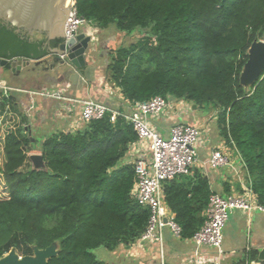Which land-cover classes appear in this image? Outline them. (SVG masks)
<instances>
[{
	"label": "trees",
	"instance_id": "1",
	"mask_svg": "<svg viewBox=\"0 0 264 264\" xmlns=\"http://www.w3.org/2000/svg\"><path fill=\"white\" fill-rule=\"evenodd\" d=\"M76 6L100 30L113 24L142 34L110 52L107 78L123 98L161 95L214 109L219 135L242 158L247 185L264 205V71L247 88L239 83L250 44L264 40V0H76ZM48 53L45 39L22 38L0 23V57L36 61ZM26 123L14 96L0 91V258L55 243L58 253L47 264H107L95 249L138 241L149 209L131 197L134 169L123 163L137 140L133 126L105 115L74 131L32 136ZM36 152L43 170L28 160ZM210 192L198 170L163 183L182 239L203 224ZM256 255L244 249L231 264H252Z\"/></svg>",
	"mask_w": 264,
	"mask_h": 264
},
{
	"label": "built area",
	"instance_id": "2",
	"mask_svg": "<svg viewBox=\"0 0 264 264\" xmlns=\"http://www.w3.org/2000/svg\"><path fill=\"white\" fill-rule=\"evenodd\" d=\"M67 3H69V13L64 25L65 39L62 42L66 44L71 38L83 32L90 37L89 48L92 47L93 37L87 32L91 30L87 26L90 19L78 14L76 0H67ZM66 55L67 47L58 56L65 60ZM69 88L70 83H67L58 87L29 91L8 86L5 82L0 81V91L6 97L9 96V91L28 94L26 117L28 114L31 116L36 109L34 98L40 97L59 101L64 109L69 108V111L73 109L69 105L79 107L78 122L73 124L75 126L73 131L75 128L77 129L91 120L101 119L105 115L109 116L111 122H114L117 116H121L133 126L137 134V140L133 144H136L137 148L141 146L140 144L145 145L146 151L139 148L142 151H139V154L130 162L134 169V183L130 195L138 204L147 206L149 209L147 225L138 241L155 243L162 262L164 228H168L174 238H181L180 226L172 215H167L164 207L163 183L177 176L191 173V168L197 158L196 149L199 145L198 138L203 131L202 128L199 125L179 122L173 124L169 129V135L164 137L150 126V117L158 116L172 106L161 95H154L146 100H127V107L124 110H119L92 98L80 99L70 96ZM178 103L188 104L184 101H178ZM240 161L244 165L241 158ZM206 164L211 168L226 167L236 170L233 161H230L229 154L224 152L222 147L212 148ZM239 183L244 192H252L246 181L243 183L241 180ZM251 209L264 211V205L253 204L240 194L211 193L203 210V224L190 237L195 249L192 253V260L188 264H224L222 262L224 256L222 230L228 220V214L233 210L249 211ZM202 248L210 250L211 253L204 252ZM247 250L249 248L246 247L245 251ZM251 263L259 264L255 260Z\"/></svg>",
	"mask_w": 264,
	"mask_h": 264
},
{
	"label": "crops",
	"instance_id": "3",
	"mask_svg": "<svg viewBox=\"0 0 264 264\" xmlns=\"http://www.w3.org/2000/svg\"><path fill=\"white\" fill-rule=\"evenodd\" d=\"M46 57L40 59V63L37 66H40L41 63L45 60ZM87 60V58H86ZM89 64L85 66L83 70H80L79 76L82 77L83 83H80L78 80L75 84L69 88L68 94L73 97H77L80 99L83 98H92L94 100L106 103L112 108H117L119 110H124L127 106V99L123 98L118 87H113L112 91H119L117 94L115 92H111L109 86L104 84L101 81V78L96 74V71H90ZM24 69V68H23ZM21 69L18 75H14L16 77V81L20 80ZM43 69L42 67L40 70ZM53 66L48 68L47 71H44L42 76L43 80L36 74V79L29 83V85L22 87L21 85L11 86L9 83H6L8 86L29 90V91H36L39 89L45 88H53L62 85L64 82V77L67 78V73H61L53 75L52 72ZM39 73V71H38ZM1 75V72H0ZM63 77V79H59ZM32 75H29V78L32 79ZM27 78V76H26ZM25 79V78H24ZM63 80V81H62ZM0 81L4 82V79L0 76ZM48 81V82H47ZM59 81L60 83H57ZM55 82L57 84H55ZM110 90V91H109ZM13 94L16 99L20 110L26 116V110L28 108L29 96L28 94L20 91H13ZM19 94V96H17ZM36 103V109L31 114V116H27V122H29V132L31 135L39 136L49 132H54L57 130L62 131H70L73 130L75 127L73 124L78 122V115H79V107H73L72 111H69V108L64 109L59 101L54 99H47V98H34ZM180 106V104H179ZM178 107H173L172 110H167L163 114L150 117L149 120L152 124V127L157 130L160 134L164 137L169 135L170 127L179 122L184 123H191L199 126H204L200 119L202 116L194 113H187L185 111H178ZM192 108V107H191ZM197 109V108H196ZM192 110H194L192 108ZM204 118V117H203ZM78 126V125H77ZM207 126V125H206ZM76 129V128H75ZM74 129V130H75ZM204 130H210V126L203 127ZM36 134H34V132ZM218 132V131H217ZM208 140L199 143L196 149V161L194 162L191 173L193 170L200 171L203 175H205L208 179L209 190L211 193H219L221 195L227 194H240L247 196L251 203H257L256 196L251 192L244 194L242 185L238 181H234L231 175L227 172L226 167L220 168H211L206 164L207 159L210 156V152L213 147H220L223 145V142L220 136L209 133L207 135ZM227 144V143H226ZM139 148L145 150V145L140 144ZM228 146V145H227ZM229 147V146H228ZM136 144H129L128 151L123 158V163H130L138 154L139 151L142 150L137 148ZM230 148V147H229ZM146 151V150H145ZM233 157L238 155L237 152H229ZM230 155V156H231ZM240 157V155H238ZM237 156V157H238ZM241 158V157H240ZM242 160V158H241ZM243 161V160H242ZM245 167V166H244ZM226 168V171L224 169ZM246 173V170H245ZM247 175V173L245 174ZM244 175V176H245ZM234 181V182H232ZM164 207L166 209L167 215H172L173 217L175 214L167 207L164 203ZM235 215L232 221L237 223L240 233L238 236V240H232L228 246H225L223 249L224 256L222 262L226 261L224 264H231L233 261L238 259L242 254V251L247 247L250 249H257L258 247L264 246V211H259L257 209H251L249 211H242V210H233L231 212ZM203 214V211H202ZM245 229V236L242 235V230ZM124 246V245H122ZM120 247V246H119ZM123 249L124 253L121 254L119 257H122L124 261H127L125 264H188L192 260V253L195 249L194 244L190 240V238H174L170 230L168 228H164L163 230V258L161 261L159 252L157 250V246L155 243H146L142 241H136L132 245L124 246ZM204 252L209 251L206 248H202ZM116 251L113 250L111 253H115ZM211 253V252H210ZM236 255V258H232L233 255ZM234 255V256H235ZM118 263V262H117ZM122 264V263H119ZM263 264V263H262Z\"/></svg>",
	"mask_w": 264,
	"mask_h": 264
},
{
	"label": "water",
	"instance_id": "4",
	"mask_svg": "<svg viewBox=\"0 0 264 264\" xmlns=\"http://www.w3.org/2000/svg\"><path fill=\"white\" fill-rule=\"evenodd\" d=\"M69 13L67 0H0V23L20 37L29 40L45 39L48 55H52L59 64L66 63L71 69L63 84L70 83V88L77 82L83 83L79 71L87 65L86 54L89 50L90 37L83 32L71 38L66 44L64 25ZM51 41H57L55 47H50ZM67 47L66 59L59 58ZM34 63L37 66L40 61H33L25 57H15L12 60L0 57V69L6 64L10 66V72L18 75L21 69ZM52 66L50 65V68ZM264 71V40H253L247 50V60L243 64L239 74V83L244 88L253 85ZM60 80L63 79L59 78ZM63 81V80H62ZM72 83V85H71ZM195 105L193 106V108ZM28 160L34 170L45 169L40 153H30ZM255 262L264 263V246L258 247ZM58 248L51 243L45 248L33 246L32 254L19 256L14 249L9 250L0 258V264H47V261L56 256Z\"/></svg>",
	"mask_w": 264,
	"mask_h": 264
},
{
	"label": "rangeland",
	"instance_id": "5",
	"mask_svg": "<svg viewBox=\"0 0 264 264\" xmlns=\"http://www.w3.org/2000/svg\"><path fill=\"white\" fill-rule=\"evenodd\" d=\"M87 26L90 27L92 30V32H91V30H88L87 32L90 33V35L93 37V41L91 44L92 47L89 48V50L87 51V54H86L87 65L89 64V67H91L90 71H96V74L99 76V78H101L103 86H104V84H106L107 86H109V89H111V88L114 89L113 88L114 85L107 78V76H108L107 65L109 64V61H110V52L115 50L118 46H128L129 44L137 41L140 37H142V34L139 31H133L131 34H124L123 32L118 31L114 27L113 24L109 25L106 29L100 30L94 24V22L91 20ZM45 57H46L45 60L41 63L40 66H35L34 63H31L30 66L28 65L27 67H25L23 69V71L21 72V75H20L21 81H19V82L16 81L17 80L16 77L9 70L5 69L4 67L0 69V72H1L0 76H1V78L4 79L5 83H9V85H11V86L23 84L22 87H26L27 85H29L27 82L32 83L37 78L36 75L39 76L41 78V80H43L42 74L44 71L48 70L50 65L53 66V70H52V72H50L53 75L61 74V73H67L70 71L71 68L66 63H63V64L57 63L55 58L52 55H48ZM41 67L43 69L40 70ZM84 68H82V70ZM38 71H39V73H38ZM29 75L33 76L32 79L29 78ZM26 76H27V78H26ZM57 83H60V82L57 81ZM57 83L55 82V84H57ZM25 84H26V86H25ZM112 89H111V92H115L116 94H117V92L120 91V89H118L119 91H117V90L112 91ZM13 93H14L13 91H9V95L13 94ZM17 96H19V94H17ZM170 101L171 102H169V103L172 106L167 108L165 111L172 110L173 107H178L179 106L178 104H180L179 108H177L178 111L182 110V111H185L187 113L198 114V115L202 116L200 119H203V121H202V123L204 125L203 127L210 126L209 131L204 130L203 127L200 126L203 131L201 132V134L198 138L199 143H202L203 141H207L208 140L207 135H209V133H211V135L216 134V135L220 136V138L223 142V145L220 147H222L224 152H227L229 154V156L231 155L229 152H233L234 150L227 146L224 139H222L221 135H219V133L217 132L216 115H215L214 109H212V107L197 108L195 106L193 108L194 105L190 102H186L188 104L184 105L183 103H178L177 101H172V100H170ZM191 107L194 110H192ZM163 113H161V114H163ZM161 114H159V115H161ZM153 117H156V116H153ZM26 124L28 125L29 122H27ZM149 124H150V126H152L151 122ZM27 131L29 133L28 129H27ZM34 134H36V133L34 132ZM43 135H46V134H43ZM32 136H34V135H32ZM238 155H236L234 157L232 155L230 156V161L231 162L233 161V165L235 166L236 170H231L230 168L229 169L227 168V170H228L227 172L231 175L230 177H232V179L234 181L239 182L242 180L243 183L245 181L247 183L248 179H247V175H245L246 174L245 173V167L242 164V162L240 161V158ZM237 156L239 159L237 158ZM0 162H1V153H0ZM224 171H226V168L224 169ZM0 182H1V180H0ZM247 193H248V191L244 192V194H247ZM245 197L248 198L247 196H245ZM250 202H251V200H250ZM234 217H235L234 214H232V213L228 214V220L226 221L225 226L222 230V233H223L222 249H224L225 246H228L231 242H234L232 240H235V241L238 240L240 230H238L239 227H238L237 223L232 221ZM242 235L245 236V229L242 230ZM119 246L115 249L116 252L113 254L111 253V251H109L105 248H98V249H95L93 252L98 259L103 260L107 264H119V263L125 264L127 261H124L122 257H119L121 254L124 253L123 249H125V247L122 245H119ZM16 253H17V251H16ZM30 254H32V253H30ZM18 255L19 256L29 255V253L24 254L23 252H21ZM234 255L232 258H236V255L235 256ZM158 262H161V261H158ZM225 262L227 263V259H226V261H224V263Z\"/></svg>",
	"mask_w": 264,
	"mask_h": 264
},
{
	"label": "flooded vegetation",
	"instance_id": "6",
	"mask_svg": "<svg viewBox=\"0 0 264 264\" xmlns=\"http://www.w3.org/2000/svg\"><path fill=\"white\" fill-rule=\"evenodd\" d=\"M45 42H46V41H45ZM51 42H52V41H51ZM51 42H50V44H51ZM46 45H48L47 42H46Z\"/></svg>",
	"mask_w": 264,
	"mask_h": 264
}]
</instances>
